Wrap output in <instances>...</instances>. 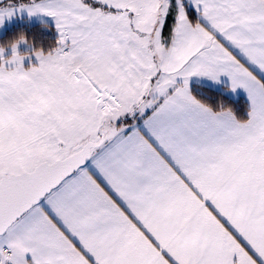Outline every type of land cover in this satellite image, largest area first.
Instances as JSON below:
<instances>
[{
	"label": "snow or ice",
	"instance_id": "6c2138e0",
	"mask_svg": "<svg viewBox=\"0 0 264 264\" xmlns=\"http://www.w3.org/2000/svg\"><path fill=\"white\" fill-rule=\"evenodd\" d=\"M20 10L59 35L0 47V264H264V0ZM221 76L244 115L194 94Z\"/></svg>",
	"mask_w": 264,
	"mask_h": 264
},
{
	"label": "trees",
	"instance_id": "16d2710c",
	"mask_svg": "<svg viewBox=\"0 0 264 264\" xmlns=\"http://www.w3.org/2000/svg\"><path fill=\"white\" fill-rule=\"evenodd\" d=\"M21 34H23L26 37V41L31 44L32 50H48L53 47L58 40V37L54 34L53 27L48 23L39 22L30 24L28 22H21L6 28L5 32L0 36V45L6 47L10 41L18 38ZM192 88L194 94L214 107L223 104L225 107L234 109L238 115L242 116L245 114L244 110L247 103L240 97L231 98L220 90L204 85L195 84Z\"/></svg>",
	"mask_w": 264,
	"mask_h": 264
},
{
	"label": "crops",
	"instance_id": "0c3cea01",
	"mask_svg": "<svg viewBox=\"0 0 264 264\" xmlns=\"http://www.w3.org/2000/svg\"><path fill=\"white\" fill-rule=\"evenodd\" d=\"M16 3H19V0H16ZM33 17V16H32ZM25 18H27V20L30 22V23H39V22H45V23H48V24H51L53 29L56 28V25H55V19L53 17H49L45 14H37L36 17L34 18H31L29 16H25ZM53 18V19H51ZM5 27H8V26H5ZM33 51L32 49L30 48H24L23 47H19L17 49V51L20 53V54H23V53H27V51ZM8 55H12V50L11 52L9 51H6L5 54H2L3 58H8L7 56ZM25 65H29L28 68L30 67V64L27 63ZM27 69V68H26ZM193 80V85H204V86H208V87H211L213 89H216V90H220L222 91L224 94H226L227 96L231 97V98H242L246 101V103L248 104L249 103V100H248V96H247V93L244 89L242 88H237L235 89L234 91L231 89V82H230V79L227 77V76H221L219 78V81L218 82H214V81H211L210 79L208 78H203V77H194L192 78ZM130 122V121H129ZM30 259V257H29Z\"/></svg>",
	"mask_w": 264,
	"mask_h": 264
},
{
	"label": "rangeland",
	"instance_id": "374dc122",
	"mask_svg": "<svg viewBox=\"0 0 264 264\" xmlns=\"http://www.w3.org/2000/svg\"><path fill=\"white\" fill-rule=\"evenodd\" d=\"M29 16L31 18H34L37 16V14H33V15H29V13L26 11V10H20V11H17L15 12L10 18L6 17L3 21L2 24H0V36L5 32L6 28H8L9 26L13 25V24H17V23H21V22H28L30 23L27 18H25V16ZM33 16V17H32ZM53 19V18H51ZM30 24H33V23H30ZM51 25V24H50ZM5 26H8V27H5ZM52 26V25H51ZM54 34L58 37V31L57 29L55 28L54 29ZM24 48H30L32 49V46L31 44H29L26 40L25 42H21L18 46H17V49L19 47H23ZM0 47H3L0 45ZM4 48V52L3 54L6 53V51H9L11 52L12 48L11 47H3ZM34 51H27V54L26 56H24V59L22 61V64H23V67L26 69L28 68L29 65H25L27 63L30 64V67L31 66H34V65H38L39 61L38 59L36 58V56L34 55ZM24 54V53H23ZM11 55H8L7 57H10ZM4 60H7V58H3ZM6 66H9V65H6ZM11 67H14L15 65H10Z\"/></svg>",
	"mask_w": 264,
	"mask_h": 264
},
{
	"label": "clouds",
	"instance_id": "9594fccd",
	"mask_svg": "<svg viewBox=\"0 0 264 264\" xmlns=\"http://www.w3.org/2000/svg\"><path fill=\"white\" fill-rule=\"evenodd\" d=\"M25 40H26V37L23 35V34H21V35H19L18 36V38H16V39H14V40H12V41H10L7 45H6V47H12V45H19L21 42H25ZM3 48V47H2ZM23 56H26V55H28L27 53H24V54H22Z\"/></svg>",
	"mask_w": 264,
	"mask_h": 264
}]
</instances>
